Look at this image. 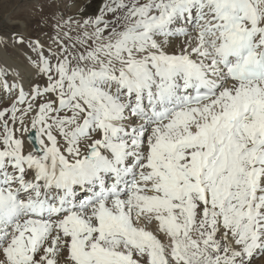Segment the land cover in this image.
Listing matches in <instances>:
<instances>
[{"label": "snow or ice", "instance_id": "6c2138e0", "mask_svg": "<svg viewBox=\"0 0 264 264\" xmlns=\"http://www.w3.org/2000/svg\"><path fill=\"white\" fill-rule=\"evenodd\" d=\"M93 2L0 35V264H264V0Z\"/></svg>", "mask_w": 264, "mask_h": 264}, {"label": "rangeland", "instance_id": "374dc122", "mask_svg": "<svg viewBox=\"0 0 264 264\" xmlns=\"http://www.w3.org/2000/svg\"><path fill=\"white\" fill-rule=\"evenodd\" d=\"M36 1H38L39 6H36ZM74 1L78 2V9L74 13L87 3V0H63L62 9L65 11V15H72L70 5ZM99 3L100 0H94L92 7L88 9L89 13H93ZM54 12L53 0H0V35L25 34L18 26L9 24V18L11 19V16H13L12 18H19L28 24L30 34H26L27 36H42L47 41L48 37L53 35V21L50 17ZM45 20H47V24H45ZM45 33H47V36L44 35ZM9 49L11 55H18L17 50H26L23 47H10Z\"/></svg>", "mask_w": 264, "mask_h": 264}, {"label": "bare ground", "instance_id": "6f19581e", "mask_svg": "<svg viewBox=\"0 0 264 264\" xmlns=\"http://www.w3.org/2000/svg\"><path fill=\"white\" fill-rule=\"evenodd\" d=\"M62 2L63 0H54V5H55V12L57 11H62L64 14H65V11L62 9ZM65 5V4H64ZM36 6H39V3L38 1H36ZM78 9V2H73L71 3L70 5V12H72V15L75 14L74 12ZM91 14V13H90ZM69 15V14H68ZM17 16V15H15ZM13 16H11V19L9 18V24H12L14 26H18L25 34V36H27L26 34H30V31L28 29V24L23 22L22 20H20L19 18L16 19V18H12ZM44 43H48L49 41L43 39L42 36H38ZM17 50V49H15ZM10 49L7 50V53L6 54H0V59L4 58L6 56V58L9 60V62L11 63H22L23 62V56H22V52L24 51H27L24 50V49H20V50H17L18 51V55H11L9 53ZM14 51V50H13Z\"/></svg>", "mask_w": 264, "mask_h": 264}]
</instances>
